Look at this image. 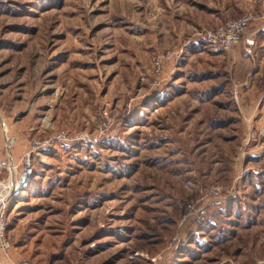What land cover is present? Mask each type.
Returning a JSON list of instances; mask_svg holds the SVG:
<instances>
[{
	"label": "rangeland",
	"instance_id": "rangeland-1",
	"mask_svg": "<svg viewBox=\"0 0 264 264\" xmlns=\"http://www.w3.org/2000/svg\"><path fill=\"white\" fill-rule=\"evenodd\" d=\"M246 13L264 0H0L3 132L72 138L2 209L0 264H264L262 110L200 35Z\"/></svg>",
	"mask_w": 264,
	"mask_h": 264
},
{
	"label": "built area",
	"instance_id": "built-area-1",
	"mask_svg": "<svg viewBox=\"0 0 264 264\" xmlns=\"http://www.w3.org/2000/svg\"><path fill=\"white\" fill-rule=\"evenodd\" d=\"M259 20L256 14L246 13L237 19H228L217 25L214 29L203 30L201 36L204 41L212 48L220 51L228 52L235 46L239 45L243 36L247 33L251 25ZM249 46L254 45L253 40H246ZM159 66V65H158ZM6 136V154L4 158H0V219L1 223L3 217L1 216L2 209L6 207L7 203L13 199L21 196L28 185L31 183L34 174L32 165L33 155L45 147H52L54 143L62 139H72L65 133H60L57 136H52L47 141L41 142L32 140L26 152L20 159H15L12 154V147L15 145V140L8 136L5 127ZM77 137V136H76ZM76 139H89L87 135H81ZM5 225L0 224V255L3 254L7 259L10 258V243L4 237ZM14 264H32L26 259H21Z\"/></svg>",
	"mask_w": 264,
	"mask_h": 264
},
{
	"label": "crops",
	"instance_id": "crops-1",
	"mask_svg": "<svg viewBox=\"0 0 264 264\" xmlns=\"http://www.w3.org/2000/svg\"><path fill=\"white\" fill-rule=\"evenodd\" d=\"M245 40H253L255 43L252 47L246 45ZM212 54V53H211ZM212 55H216L213 53ZM223 58V60H222ZM224 69L230 74L232 80V90L240 102L243 115L248 117L257 114V108L261 109L256 115L255 123L261 124L264 120L263 102V85L264 81V13L259 21L255 22L248 33L243 37L240 45L235 46L232 50L226 52L221 59H216ZM6 130L11 121H4ZM3 125L0 118V158L6 154V136L3 132ZM10 132V131H9ZM16 145L12 147V154L15 159H20L28 146L27 137H12Z\"/></svg>",
	"mask_w": 264,
	"mask_h": 264
}]
</instances>
